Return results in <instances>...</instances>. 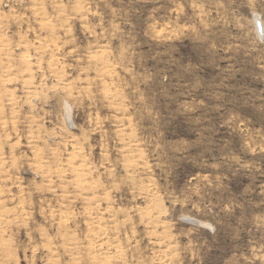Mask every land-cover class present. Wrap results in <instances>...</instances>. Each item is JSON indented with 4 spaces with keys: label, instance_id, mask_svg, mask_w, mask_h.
I'll list each match as a JSON object with an SVG mask.
<instances>
[{
    "label": "rangeland",
    "instance_id": "1",
    "mask_svg": "<svg viewBox=\"0 0 264 264\" xmlns=\"http://www.w3.org/2000/svg\"><path fill=\"white\" fill-rule=\"evenodd\" d=\"M0 264H264V0H0Z\"/></svg>",
    "mask_w": 264,
    "mask_h": 264
},
{
    "label": "bare ground",
    "instance_id": "2",
    "mask_svg": "<svg viewBox=\"0 0 264 264\" xmlns=\"http://www.w3.org/2000/svg\"><path fill=\"white\" fill-rule=\"evenodd\" d=\"M258 19V18H257ZM260 20V19H259ZM258 27V30L260 31V28H262V27H260V26H257ZM66 109V117H67V119L69 120V108L66 106L65 107ZM193 221H195V222H197V223H199L198 221H196V220H193Z\"/></svg>",
    "mask_w": 264,
    "mask_h": 264
},
{
    "label": "water",
    "instance_id": "3",
    "mask_svg": "<svg viewBox=\"0 0 264 264\" xmlns=\"http://www.w3.org/2000/svg\"><path fill=\"white\" fill-rule=\"evenodd\" d=\"M188 221H190L192 224H198L197 222H195V221H192V220H188Z\"/></svg>",
    "mask_w": 264,
    "mask_h": 264
}]
</instances>
